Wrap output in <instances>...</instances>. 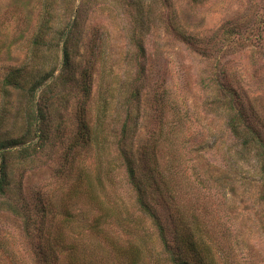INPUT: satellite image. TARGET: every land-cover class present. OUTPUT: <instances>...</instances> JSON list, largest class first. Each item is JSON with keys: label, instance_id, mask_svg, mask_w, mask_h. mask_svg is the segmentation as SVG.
I'll use <instances>...</instances> for the list:
<instances>
[{"label": "rangeland", "instance_id": "rangeland-1", "mask_svg": "<svg viewBox=\"0 0 264 264\" xmlns=\"http://www.w3.org/2000/svg\"><path fill=\"white\" fill-rule=\"evenodd\" d=\"M49 4L50 43L36 50ZM69 29L76 58L67 89L53 87L47 140L7 156L21 216L0 199V264H126L113 244L145 235L126 221L152 232L136 188L166 224L171 213L204 220L216 264H264V176L226 122L241 110L264 142V0H0V140L37 142L23 93L4 98L3 81L53 72L54 85ZM124 121L136 188L115 150ZM82 122L96 134L87 146Z\"/></svg>", "mask_w": 264, "mask_h": 264}, {"label": "trees", "instance_id": "trees-1", "mask_svg": "<svg viewBox=\"0 0 264 264\" xmlns=\"http://www.w3.org/2000/svg\"><path fill=\"white\" fill-rule=\"evenodd\" d=\"M49 9L50 4L49 7L47 6L45 8L46 13L43 22L32 42V48L36 50L43 49V47L47 48L50 43L51 22ZM71 30L72 29H69L66 39L63 40L61 44L62 68L60 74H57L55 78L54 85H52L53 83H50V85L47 84L53 72L46 73L40 78L36 77L33 80L31 78L25 80L24 77L20 78L22 71H11L3 81L1 92L4 98L9 97L10 93L13 91L23 93L27 102L25 109L28 111L25 116L27 120V130L30 135L37 138V142L34 145H29L27 139L23 136L19 139L0 140V199L3 200V203L9 205V211L16 216H21L20 212L13 208V204H11L12 207L8 203L10 201V195L8 193L10 187V166L7 156L14 153L21 158L31 157L35 154L38 147H43L47 140L48 130L45 112L47 111L48 105L50 104L51 109L53 104L61 99L62 95L59 90H55L57 88L55 84L57 80L61 82L60 84L62 86L71 83L70 73L73 71L74 59L76 58L72 49L74 47L71 44ZM139 48L142 52L143 48L141 46ZM54 86L55 89L53 90ZM65 87L67 89V86ZM39 91V96L36 99V94ZM133 96L135 97L137 95L133 94ZM230 109V113L226 114V122L231 135L236 140L240 141L244 150H253L259 165L260 173L264 176V142L255 132L254 128L245 121L241 110L238 112L233 107ZM82 126L84 129L77 139H79L83 146H87L90 142L96 141V134L92 136L89 127L83 122ZM127 129L126 121L121 122L120 133L116 137L117 144L115 150L118 153L117 157H120V160L123 161L127 179L130 181L132 187L134 186L136 188L139 186L141 177L139 176L140 174L137 170L136 162L132 158L133 154L131 146L128 143L129 138H127ZM15 150L16 153L14 152ZM143 170H146L145 172L151 175L155 172L154 168H147L146 164H143ZM136 191L137 194L134 201L136 210L143 215V218L149 221L152 232L150 231L151 233H147L148 227L142 230L145 222L136 217L133 218V225L127 224L126 221V228L133 229V232H145L142 238L135 240L136 243L134 241H129L127 244L128 247L126 248H120V246L116 247V245L113 244L114 249L116 248V252L125 258L126 264H144L143 260H147L151 264H216V257L219 254L217 243L212 239L213 237H208V230H206L204 226V220L194 216L187 218L183 212L177 216L171 213L168 217V224H166L157 214L154 207L147 202L145 191H143L142 188H136ZM22 217L24 218V227H27L29 225L28 218L25 214H23ZM102 217H104L102 219L110 218L109 215ZM131 234L132 233H130V235ZM154 234L158 240V250H155L156 245H152L151 239ZM148 243L152 246L150 247ZM53 259L54 258H52V260Z\"/></svg>", "mask_w": 264, "mask_h": 264}]
</instances>
